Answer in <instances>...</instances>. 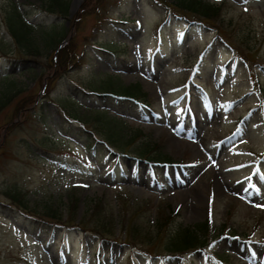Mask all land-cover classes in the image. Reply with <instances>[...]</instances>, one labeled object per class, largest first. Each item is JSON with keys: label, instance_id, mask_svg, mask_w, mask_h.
I'll return each instance as SVG.
<instances>
[{"label": "rangeland", "instance_id": "374dc122", "mask_svg": "<svg viewBox=\"0 0 264 264\" xmlns=\"http://www.w3.org/2000/svg\"><path fill=\"white\" fill-rule=\"evenodd\" d=\"M49 1L0 0V264H163L143 250L164 253L162 239L174 221L191 226L205 219L214 227L224 221L225 231L245 242L220 234L206 249L166 257L165 264H264V245H254L264 242V69L258 64H264V0H205L220 5L215 24L189 22L164 4L172 0H64L66 16L47 12ZM12 5L32 25L29 46L37 47L31 66L19 70L9 67L18 57L5 25ZM48 35L66 36L62 43L73 46L69 61H77L58 75L45 66L56 61ZM109 79L138 85L147 104L91 103L70 83L98 90ZM35 95L38 107L15 118L16 103ZM69 96L90 121L91 106L105 109L119 125L110 129L121 148L149 142L174 165L128 159L108 169L110 160L82 156L73 138L60 143L67 136L56 102ZM41 109L50 116L41 117ZM30 138L40 140L39 150L28 149ZM42 151L53 159H41ZM14 191L44 218L72 216V229L27 228L7 207L5 193ZM170 211L176 214L166 219ZM162 219L171 224L160 232ZM104 238L136 246L103 245L94 252Z\"/></svg>", "mask_w": 264, "mask_h": 264}, {"label": "trees", "instance_id": "16d2710c", "mask_svg": "<svg viewBox=\"0 0 264 264\" xmlns=\"http://www.w3.org/2000/svg\"><path fill=\"white\" fill-rule=\"evenodd\" d=\"M164 4L168 7L177 9L183 17H185L188 21L190 20L189 22H192L190 17H196L199 20L215 24V21H219L222 16V14L220 13V5L209 3L205 0H172V3ZM45 8L47 12L52 13L56 16H66L68 12V4L65 3L64 0H50ZM177 15L175 14V16ZM72 21L74 22L76 20L73 19ZM5 25L6 31L17 44L16 49L18 53L17 58H12L9 60V67L17 68V70H19V68L23 66L30 67L31 63L34 62L33 60L36 56V54L32 51H36L34 49H37V47L32 49L33 46L32 48L31 46H29L31 45L32 41L29 35L32 25L21 18L18 8L14 5L8 8ZM217 25H219V22L217 23ZM219 34L220 32H218V36L228 45L225 37ZM48 37L50 38L49 44L51 46L55 45V47L51 49V55L55 52L56 61H46V68L48 67L52 69L51 74L55 75L66 72V70L70 66L76 64L77 62L75 60L69 61L71 58L69 48L73 47L71 45V41L67 40L62 43V40L66 39V36L61 38V35H59V37L55 35H48ZM60 43H62V45H59ZM36 45H38V43ZM231 50H235L240 54L242 62L250 61V59H248L247 56H244L236 47H231ZM258 64L259 67L264 69L263 63L259 62ZM53 81L54 77H51L47 80L49 86L52 85ZM70 83L77 89L78 98H80V96L85 99L90 98L91 103H94L95 101L105 102L111 98H115L118 100L122 99L137 104L139 103L140 105L146 103V94L141 91L138 85L123 86L120 83L115 82L114 79H109V81L101 83L99 88H97L98 90H92L91 88H86L83 84L77 81H71ZM48 90L46 91V93L48 92ZM72 98V96H69L67 97V100L62 101L61 103L56 102V112L59 118L60 130L67 136L66 139L61 137L59 139L60 143L69 141L70 137L73 138L82 145L87 157L96 159L98 163L103 162L106 158L110 160V165H108L107 167L108 169H112L113 167L122 164V162L128 161V159L130 161H134L135 163L142 162L148 164L150 161H152L153 164L174 165V161L170 157H165L154 148V144L152 145L149 142L134 146L133 148H121L125 145L119 142L120 139H118V137L114 135L115 133L112 132V129H110V124L114 123L113 125L116 127H119V125L114 121L113 118H110L106 114V110L91 106V110L95 112V120H101L102 123H96L94 122L95 120L90 121L89 117L82 115L77 110V108H79L76 106L79 103L77 98ZM46 102H49L48 98ZM37 105L38 101L36 95L32 98L24 97L22 100L16 103L14 110L15 118H17L19 115H24L26 111H29V107L33 106L36 109L38 107ZM40 106L42 107V105ZM41 110V117L45 115L50 116V114L46 113L44 109ZM39 142L40 140H38L37 142L33 138L28 139V141H24V143L30 150H35V148L39 150ZM130 149L133 156L128 155ZM44 154L45 153H43V151L39 153L41 159H53V157L51 156L44 157ZM262 156H264V154ZM5 196L8 198L10 203L9 206H6L13 209L14 218H17L22 224H24L31 230L34 229L36 232L38 229L53 231L56 227L60 226L70 230L74 225L72 216L60 221H52L40 216L38 212L33 211L28 207L24 195L19 191L6 192ZM175 214L176 212L170 211L165 215V217L166 219H172ZM166 219H162L160 221L158 220L156 229L157 231L161 232V229H163L165 226H170L171 223H167ZM211 222V219H205L191 226H182L174 221L172 225V231L169 234H167L165 231L164 237L162 239L161 245L163 246L164 253H154L150 250L143 251L145 252V254H147V256L151 258L162 257V260L165 261L166 257L172 258L176 255H181L188 251L204 249L206 248V246L213 242V239L219 237L220 234H228V238L231 240L239 237L236 231H225L227 224L224 221L221 227H214ZM158 234V232H155L154 234L149 236L152 242L158 239ZM123 243H130L131 245L136 246L133 241L126 240L125 238L124 240L120 241L116 239L104 238L101 242L97 241L94 243L93 251L99 253L103 245H121ZM138 257L139 259L144 258V256H141V254H139Z\"/></svg>", "mask_w": 264, "mask_h": 264}, {"label": "bare ground", "instance_id": "6f19581e", "mask_svg": "<svg viewBox=\"0 0 264 264\" xmlns=\"http://www.w3.org/2000/svg\"><path fill=\"white\" fill-rule=\"evenodd\" d=\"M29 97V96H28Z\"/></svg>", "mask_w": 264, "mask_h": 264}]
</instances>
